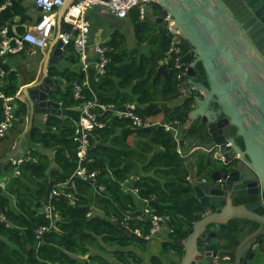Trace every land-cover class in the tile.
Segmentation results:
<instances>
[{
  "label": "trees",
  "instance_id": "obj_1",
  "mask_svg": "<svg viewBox=\"0 0 264 264\" xmlns=\"http://www.w3.org/2000/svg\"><path fill=\"white\" fill-rule=\"evenodd\" d=\"M127 17L136 42L148 43L157 52L156 63L149 55L129 56L122 51L125 38L118 31L102 43L108 63L97 88L102 94L100 104L109 109L97 112L102 126L90 134V148L83 163L87 173L94 174L93 180L74 177L72 184L68 181L78 166V158L75 123L67 117L47 115L43 127L32 124L20 147L26 148L29 159L17 167L18 174L11 161H1L0 179L3 171L10 174L0 182V264H144V260L164 264L160 257L148 255L160 232L162 251L166 256L172 255L170 264H179L184 253L179 242L187 238L190 226L202 218L194 181L206 180L224 167L212 154L202 151L183 156L196 141L203 144L208 140L206 127L199 120L185 128L189 113L202 96L189 91V77L187 82L177 80V71L165 56L170 41L166 30L156 36L157 24L148 17L140 20L136 9ZM184 46L191 49L187 42ZM193 60L189 56L186 61L190 64ZM78 64V53L70 43L63 48L60 63L48 68L49 77L68 86L50 93L62 110L94 101L84 87L85 74L74 69ZM160 66L165 75L153 85ZM192 80L207 87L201 63L195 65ZM75 85L81 88L80 98L74 97ZM180 87L187 89L186 95L180 94ZM18 89L13 74H8L6 82L0 78V94L4 97L14 99ZM178 99V105L169 106ZM127 104L133 105L134 112L150 126L136 128L129 119L114 115L112 108L118 110ZM2 113L0 102V121ZM170 123L178 127L180 154L176 152L178 142L162 126ZM49 152L53 153L52 158ZM66 182L71 184L65 190L72 194V200L59 197L48 202L58 217L52 222L44 213L42 201L52 188ZM126 188L136 189L137 195ZM143 200L149 202L153 213L167 217L161 229L146 241L136 235V230L148 235L151 228L143 213ZM244 223L230 221L226 233L219 236L223 240L220 249L230 261L245 234ZM43 226L46 231L37 238V230Z\"/></svg>",
  "mask_w": 264,
  "mask_h": 264
},
{
  "label": "water",
  "instance_id": "obj_2",
  "mask_svg": "<svg viewBox=\"0 0 264 264\" xmlns=\"http://www.w3.org/2000/svg\"><path fill=\"white\" fill-rule=\"evenodd\" d=\"M150 1L147 17L151 22L164 24L169 15L174 23L172 32L180 33L194 55L187 83L195 86L202 98L196 100L185 128L197 119L205 125L208 140L203 144L198 140L194 146L205 145L209 154L222 156L219 163L228 170H216L194 185L202 218L179 242L184 251L179 264H256L264 259L263 251L256 255L264 246V0ZM69 3L58 10L56 34L48 42L39 80L21 89L30 118L19 144L35 114L61 113L60 105L50 98L58 81L49 77L48 65L52 55L63 52L60 32L73 35L71 24L62 21ZM96 10L114 26L119 23L113 14ZM197 63L203 67L207 87L192 80ZM161 75L165 70L160 66L153 85ZM211 104L216 105L214 119L210 117ZM231 127L241 138L242 148L229 139ZM226 141L231 146H225ZM252 197L256 200L248 201ZM232 220H246L257 228L237 243L230 261L220 249L219 236L226 233Z\"/></svg>",
  "mask_w": 264,
  "mask_h": 264
},
{
  "label": "built area",
  "instance_id": "obj_3",
  "mask_svg": "<svg viewBox=\"0 0 264 264\" xmlns=\"http://www.w3.org/2000/svg\"><path fill=\"white\" fill-rule=\"evenodd\" d=\"M4 2L0 5V10L4 9L10 0H3ZM69 5L62 17V21L72 26V37L69 35L60 32L59 38L62 43V47L73 44L76 52L79 54L80 59V68L82 71H86L89 67V62L86 56V48L89 44L90 38V22L86 18V11L91 8H100L104 13L113 14L118 19H124L128 16L129 12L132 9H136L138 12V17L140 20L145 19L147 6L151 5L150 0H34L35 6L39 9L40 19L37 23L30 26L29 29L22 36L8 37L6 35V30L0 28V56L6 54H14L23 49L24 45H30L36 49L44 50L48 46V42L52 38L53 30L56 26V18L58 10L63 7L67 2ZM165 30L169 34L170 41L169 46L166 52V59L171 60L173 63V68L177 71V80L184 81L188 79V68L190 64L185 60V52L182 49V44L184 43L181 40L180 33L176 31L172 32L173 21L170 20V16L167 15L164 19ZM95 53L97 55L96 70L97 73L103 75L105 73V66L108 63V58L106 56V47L102 44H97L94 47ZM187 53L192 54V49H187ZM189 91H197L195 86H190ZM179 92L182 95L187 94V89L184 87L179 88ZM74 97H81V88L78 85L74 86ZM1 108L3 110V118L0 121V138L4 136L8 128L10 127L12 115V104L13 98L4 97L0 94ZM109 107H105L102 104H95L94 101L87 100L80 107V115L78 121L75 123V136L74 140L77 143L76 155L78 158V166L74 174L70 177L68 181L72 184V179L74 177L82 179H91L93 180L94 174H88L83 163L87 160V153L90 148L89 137L93 130L97 127H101L102 124L98 121V111H105ZM113 113L118 118L129 119L132 122V125L136 128H147L150 126L149 123L144 122L135 112L133 105H126L123 109L115 110ZM166 131L172 133L173 137L178 142L176 148L177 153H181L179 139V132L176 123L162 124ZM225 146H231L229 141L225 142ZM202 151L206 154H209L210 149L205 145L191 147V149L184 154L183 156L187 157L192 152ZM29 153L26 158L15 159L11 161L15 166V174H18L17 167L26 159H29ZM213 158L218 162H223V157L219 156L217 153H213ZM188 177L187 179H190ZM201 181H204L202 179ZM70 183L60 184L55 188H52L48 194V197L42 201V206L46 217H48L52 222L58 219L56 214H53V206L50 202L54 198L66 197L69 200H72V194L66 192L65 188L71 186ZM123 187H126L123 185ZM126 190L132 192L134 195H137V190L134 188H126ZM145 207L143 213L147 216L148 220L151 223L150 232L148 235H141L138 230H136V235L143 240H150L152 236L156 234L166 222L167 217L159 216L153 213L149 207V202L145 201ZM2 218V215H0ZM46 231V227H40L37 230L36 237H40L42 233Z\"/></svg>",
  "mask_w": 264,
  "mask_h": 264
},
{
  "label": "crops",
  "instance_id": "obj_4",
  "mask_svg": "<svg viewBox=\"0 0 264 264\" xmlns=\"http://www.w3.org/2000/svg\"><path fill=\"white\" fill-rule=\"evenodd\" d=\"M3 2L4 1L2 0V3ZM149 13L150 6L148 5L146 17ZM86 18L90 22V40L86 48V56L89 62V67L86 71H82L80 68V64H78V66H75L74 69H79L85 74L84 87H86L94 96L95 104H100L99 100L101 99L102 94L98 91L97 87L102 75L97 73L95 66L97 62V55L95 53L94 47L97 44H102L108 41L111 34L118 31V33L123 34V37L125 38V46L122 51H126L129 56H135L143 53L149 55L152 63L155 64L157 52L152 50L149 47L148 43L140 45L136 42L133 26L131 25L132 23L129 17H126L124 19L116 18L119 20V23H115L114 26V24L111 23L110 20H107L104 17V14L99 13L96 8H91L86 11ZM39 19L40 12L39 9L35 6L34 0H10L8 2V5L4 9L0 10V28H4L6 30V35L8 37L22 36L29 29V27L37 23ZM151 23L157 24L158 26V32L156 36H158L163 30H165V25L163 23ZM56 29L57 28L55 26L52 33V38L56 34ZM124 29L129 30V33H125ZM126 37H128L130 40L129 44L126 42ZM182 49L185 52L184 55L188 57L189 53H187V48H185L184 43L182 44ZM46 50L47 48L44 50H39L26 44L24 45L22 50L14 54H6L4 56H0V78H2V80L6 82L8 74H13L16 77V83L19 87L16 97L13 99V117L11 119L10 127L8 128L4 136L0 138V160L2 161H15V159L26 158L28 154L26 148H20L21 143L27 133L24 135L19 144L20 138L25 132L30 118L29 105L24 99V95L21 92V89L39 80L42 72ZM62 54L63 52L60 55L57 54L56 56H54V58L52 55V63H49L48 68L50 66H57V64L61 61ZM158 63L161 65L163 62L160 61ZM57 81L58 82L55 88L60 87L62 89H65L68 87L64 82H61L59 80ZM172 103L169 106H175ZM125 106L126 105H124V107ZM60 111L61 113L58 116L67 117L74 123H76L79 119L80 107H74L65 110H62L60 107ZM46 117L47 115L35 114L32 124L38 127H43ZM40 151L45 152L42 149H40ZM48 155L49 158H52L53 153L49 152ZM197 182L198 180L194 181V185ZM2 186L3 184H0V187ZM220 241L223 244V240ZM256 254L260 255V250H258ZM256 264H264V259H259Z\"/></svg>",
  "mask_w": 264,
  "mask_h": 264
},
{
  "label": "rangeland",
  "instance_id": "obj_5",
  "mask_svg": "<svg viewBox=\"0 0 264 264\" xmlns=\"http://www.w3.org/2000/svg\"><path fill=\"white\" fill-rule=\"evenodd\" d=\"M132 25V24H131ZM124 32L125 33H129V30H125L124 29ZM126 42L129 44L130 40L128 37H126ZM181 102V99H178V100H175L172 104L173 105H178L179 103ZM10 173L9 172H2V176H1V179H0V182H2L3 180H5V178L9 175ZM3 184V183H2ZM162 238H163V232H160L159 234H157L155 236V238L153 239V242L151 243L150 245V248L148 249V255L151 256V255H155V256H158L162 259V261L164 262V264H170V261H171V257L172 255H167L166 256V253H164L162 251V248H161V242H162ZM264 252V248L261 250ZM142 253V252H141ZM145 253V252H144ZM166 256V257H165ZM144 264H149L147 260H144Z\"/></svg>",
  "mask_w": 264,
  "mask_h": 264
},
{
  "label": "flooded vegetation",
  "instance_id": "obj_6",
  "mask_svg": "<svg viewBox=\"0 0 264 264\" xmlns=\"http://www.w3.org/2000/svg\"><path fill=\"white\" fill-rule=\"evenodd\" d=\"M209 109L213 112V114H212V116H210L212 119H214L215 118V116H216V112H215V109H216V107L214 106V104H211L210 106H209ZM220 118V117H219ZM229 139H231V140H233V142L237 145V146H239L240 148H242L243 147V144H242V140H241V138L236 134V130L233 128V127H231L230 128V131H229ZM224 169H225V167H224ZM222 169L223 171H228L227 169ZM256 199H254V197H252L251 199H249L248 201H255ZM243 221H245V223L242 225V227H243V230H244V235H243V237H245V236H247V235H249V234H251V233H253L255 230H256V225L254 224V223H250V222H248V221H246V220H243ZM263 237V236H262ZM263 239H264V237H263ZM264 248V246L263 247H261V249H259L260 251L262 250ZM258 251V250H257ZM256 251V252H257ZM257 255V254H256Z\"/></svg>",
  "mask_w": 264,
  "mask_h": 264
},
{
  "label": "bare ground",
  "instance_id": "obj_7",
  "mask_svg": "<svg viewBox=\"0 0 264 264\" xmlns=\"http://www.w3.org/2000/svg\"><path fill=\"white\" fill-rule=\"evenodd\" d=\"M212 156H213V155H212ZM215 160H216V159H215ZM200 181H201V180H200ZM200 181L198 180V182H200ZM198 182H197V183H198Z\"/></svg>",
  "mask_w": 264,
  "mask_h": 264
}]
</instances>
